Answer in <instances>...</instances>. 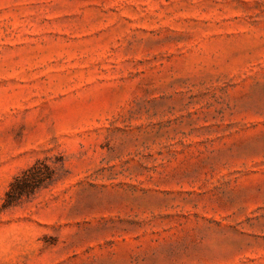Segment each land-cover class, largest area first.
Instances as JSON below:
<instances>
[{
    "label": "rangeland",
    "instance_id": "obj_1",
    "mask_svg": "<svg viewBox=\"0 0 264 264\" xmlns=\"http://www.w3.org/2000/svg\"><path fill=\"white\" fill-rule=\"evenodd\" d=\"M0 264H264V0H0Z\"/></svg>",
    "mask_w": 264,
    "mask_h": 264
},
{
    "label": "trees",
    "instance_id": "obj_2",
    "mask_svg": "<svg viewBox=\"0 0 264 264\" xmlns=\"http://www.w3.org/2000/svg\"><path fill=\"white\" fill-rule=\"evenodd\" d=\"M54 177V171L44 162L38 163L16 178L6 194L5 207L13 206L24 196L34 193Z\"/></svg>",
    "mask_w": 264,
    "mask_h": 264
}]
</instances>
